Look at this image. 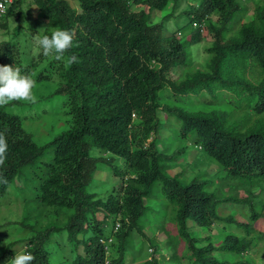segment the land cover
I'll return each instance as SVG.
<instances>
[{"label": "trees", "instance_id": "trees-1", "mask_svg": "<svg viewBox=\"0 0 264 264\" xmlns=\"http://www.w3.org/2000/svg\"><path fill=\"white\" fill-rule=\"evenodd\" d=\"M73 1L75 8L69 0H14L0 18L18 20L26 2L37 8L48 28L73 34L63 54L60 84L35 103L63 98L61 125H49L52 138L38 144L24 130L13 109L21 100L0 106V133L8 144L0 165V199L11 188L21 189L22 181L27 184L23 202L30 197L32 207L27 212L24 204L19 220L33 234L24 252L35 257L31 264H125L132 234L146 237L143 223L150 213L163 218H155L153 225L155 234L161 230L166 240H160L159 248L151 245V259L143 264H259L264 259V232L255 228L264 219V2L244 21L237 19L240 11L246 14V7H240L244 0H196L197 6L182 12L193 30L186 37L184 26L178 28L182 41L178 31L164 37L162 21L167 18L152 22L153 14L179 0ZM205 30L212 38L209 56L202 69L193 68L187 49L203 40ZM72 55L78 62H67ZM4 65L20 68L22 75L27 72L12 41L0 43ZM175 67H182V74L173 81ZM161 112L171 120L175 144L164 141ZM192 145L202 153L193 161L194 166L200 163L199 169L184 175ZM94 150L108 158L92 155ZM177 165L183 169L170 173ZM210 165L221 175L218 187L215 180L203 178ZM101 167L121 180L120 189L105 198L89 192ZM229 183L244 187L245 195L221 194L223 187H232ZM227 202L247 207L249 215L242 214L246 223L236 222L230 213H241L239 207L219 215L218 208ZM36 212L45 218L65 217L55 230L66 232L72 260L54 262L53 252L44 247L53 228L38 230ZM215 224L240 232L227 229L217 242L192 233H209ZM12 246L8 243L1 260ZM163 246L168 258L163 254L156 259Z\"/></svg>", "mask_w": 264, "mask_h": 264}, {"label": "rangeland", "instance_id": "rangeland-1", "mask_svg": "<svg viewBox=\"0 0 264 264\" xmlns=\"http://www.w3.org/2000/svg\"><path fill=\"white\" fill-rule=\"evenodd\" d=\"M69 1L70 5L75 8V2L73 0ZM195 1L196 0H179L177 2H169L164 11L153 14L152 22L158 23L162 19L167 18L166 20L162 21V31L164 37H170L173 32L178 31L176 33V36H178L183 41V37L189 36L193 30L188 25H186L187 19L182 14V12L185 13L184 11L188 10L190 5L197 6V3ZM262 2H264V0H244V2L241 1L240 7H246V14H243V12L240 11L237 14V19L241 18L244 21H249L251 18L250 15L252 14L255 5ZM174 3L175 5H177V8H175ZM22 9L23 13L20 14L18 20H16L14 17L9 18L6 22H4V19H0V43L12 41L13 45L15 46V50H18L20 54L21 62L24 64V66H28V68H26L27 72L24 71L25 75H28L32 80L36 82L35 86L32 89L34 102L21 100L22 103H19V105L14 107L13 109L15 113L20 115L24 130L28 132L32 137H34V140H36L38 144H43L44 142L52 138L48 135V131L51 128V126L49 127L50 123H53L52 125L59 127L61 125V122L63 121L64 112L63 108L60 105V102L63 101V98L54 97V99L51 100L53 102H44L43 104L40 103L37 106L35 105V103L39 99V95L50 97V94H52L54 89L58 86V84H60V76L58 75L60 73V70H62L66 65V58L63 56V59L59 61L56 60L55 57L57 54H55L54 51L47 56L43 54L42 46L39 45L37 40L33 39V36L38 35L42 37L44 35H48L50 37L55 29L48 28L46 22L38 15V11L35 6H28L25 2L22 6ZM132 10L138 11L140 9ZM4 24L8 25V28H4L2 26ZM183 26L184 36L182 35L183 33L181 30L180 32L179 30H177L178 28H181ZM41 29L44 30L38 33V30ZM202 35L203 40L199 44L193 45L189 49H187V59L191 60L190 66L197 69H202L204 67L209 56L207 49L210 48L212 43V38L207 33V30H205ZM30 64L32 65L29 66ZM181 74L182 67H175L171 72L170 79L174 81L178 79ZM167 102V99L163 101V103ZM171 105H175V102H172ZM159 117L163 121L161 133H163L164 136H167L164 141L167 143L172 142L175 144V142L173 141L174 139L172 140L170 134L171 128L173 126L171 120H169L162 112L159 113ZM150 140L151 138L148 140V142H150ZM158 149V151H161L160 147ZM189 152H191L189 156L184 159V162H186L185 170L183 172L184 175H190L193 173V171H197L199 169L198 165H200V163L196 162V165L194 166L193 161L194 157L199 158L202 156V153L197 146L192 145L189 148ZM92 155L101 158H108V155L98 152L97 150H94L92 152ZM178 163H182V160L180 159ZM191 164L193 167L191 166ZM182 169V166L177 165V167L174 170H171L170 173H175L176 171L179 172ZM215 169L217 168H215L214 166H208L205 171L207 176L203 178L206 181L215 180L217 182L216 187H218L220 185V181H218V178H220L221 175H219L218 172V175L216 176V174H214ZM209 172L212 173L209 174ZM179 174L180 173H178L177 175ZM179 179L182 180V177L180 176ZM16 185L21 186V182H17ZM229 185H231L232 187H223V191L221 192V194L223 193L224 196L227 195L231 197L238 196L239 198H242L245 195L243 191L244 187L239 186V184L236 183H229ZM120 186L121 180L118 177L113 176L107 168L101 167V169H98L93 176V180L89 186V192L97 194V197L105 198L109 193L112 192V190L120 189ZM21 187V189L11 188L6 196V199H0V225L3 227L0 229V257L3 255L5 247L8 245V243L10 244V242H13V246L11 247L9 254L3 256L2 260L0 259V264H8V261L14 258L15 254L24 253L26 251V247H28V237L33 236V234H31L32 232L29 233V230V232L25 231L20 225L21 220L19 219L24 212V204H26L25 210L27 212H30L32 207V202L29 201L31 199L30 197L26 199L25 203L23 202L28 188L27 184L23 183L22 181ZM153 206L154 205H152L151 209H153ZM230 207H239L242 208L243 211H241V213L230 212ZM218 211L219 215L222 217H225L230 212L233 215L235 221L239 223L247 222L245 215H242L243 213L249 215V210L246 206L237 205L230 202L224 203L223 206L218 208ZM47 212L49 211L47 210ZM37 216L39 219L41 218L40 220H44L42 221L44 222L42 224L39 220V226H37V228H40L38 230L53 228L48 237L49 240L46 241V246L44 247H47L51 252H53L54 262H61V260L65 259L66 257H68L67 260H72L73 256L68 253L69 247L66 240V232L57 231L62 227V220L65 217H63L62 214H59V216H56L54 214L49 216L48 218H45L41 217L39 213L36 212L35 218H37ZM157 216L158 214L150 213L148 220L144 221L143 225L146 229L145 238L138 235V233L132 234L131 242L128 244V248L126 249L125 264H143L144 262L151 259L150 253H153V249L151 247H160L161 243L159 242L160 240L165 239L163 238L165 237V235L161 230L157 231V233L155 234V228L153 225L155 223L154 219L156 218L159 221L163 219L159 216V218H157ZM96 217L98 221H101L103 218L101 213H97ZM190 225V222H188V226ZM107 227H111V222L107 223ZM222 227H225V230L222 229ZM255 228H257L260 232H264V219L259 220V222L255 225ZM166 229L168 231L171 230L168 225L166 226ZM227 229V232L230 233L240 232L239 230H236L234 226L226 227L223 224H215V226L209 233L199 229L192 230V233L195 236L197 234H200L201 238H205L208 235L213 236V241L217 242L219 241V236H221V233L223 231H226ZM5 232H9L11 237L7 236ZM78 238L86 239V237L82 236H79ZM166 242L168 243V240L162 244H165ZM179 246L181 247L182 245ZM114 247L116 249L117 246L115 245ZM165 248L166 247L163 246L161 249H159L154 257L156 259H160L163 254H165L166 256L169 255ZM259 264H264V259H262Z\"/></svg>", "mask_w": 264, "mask_h": 264}, {"label": "clouds", "instance_id": "clouds-1", "mask_svg": "<svg viewBox=\"0 0 264 264\" xmlns=\"http://www.w3.org/2000/svg\"><path fill=\"white\" fill-rule=\"evenodd\" d=\"M201 24L203 25V23ZM42 30L44 29L38 30V33ZM33 39L37 40L39 45L42 46L45 56L54 51L57 54L55 58L59 61L63 59V54L72 45L73 34L70 30L57 28L52 32L50 37L48 35L42 37L35 35ZM67 62L70 64L76 63L78 62V57L72 55L67 58ZM35 83L28 75H22L21 69L18 67L0 66V106L7 105L10 101L24 100L34 102L32 89ZM7 150L8 144L5 135L4 133H0V165H3L5 162ZM116 224L113 228L114 232L119 228H116ZM34 259L35 257L31 253H20L15 254L14 258L8 261V264H31Z\"/></svg>", "mask_w": 264, "mask_h": 264}, {"label": "built area", "instance_id": "built-area-1", "mask_svg": "<svg viewBox=\"0 0 264 264\" xmlns=\"http://www.w3.org/2000/svg\"><path fill=\"white\" fill-rule=\"evenodd\" d=\"M14 0H0V18L4 17L7 14L8 9L13 5ZM202 28V24L199 26ZM119 225L116 224V228ZM100 242H103L102 240Z\"/></svg>", "mask_w": 264, "mask_h": 264}]
</instances>
